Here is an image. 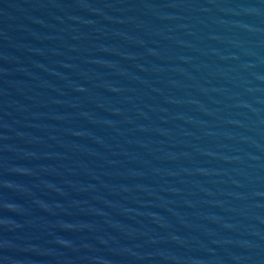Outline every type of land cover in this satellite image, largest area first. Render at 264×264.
<instances>
[{
    "label": "water",
    "instance_id": "obj_1",
    "mask_svg": "<svg viewBox=\"0 0 264 264\" xmlns=\"http://www.w3.org/2000/svg\"><path fill=\"white\" fill-rule=\"evenodd\" d=\"M0 264H264V0H0Z\"/></svg>",
    "mask_w": 264,
    "mask_h": 264
}]
</instances>
